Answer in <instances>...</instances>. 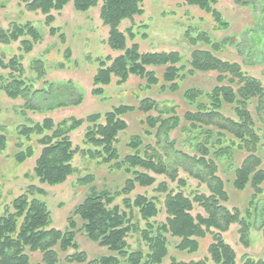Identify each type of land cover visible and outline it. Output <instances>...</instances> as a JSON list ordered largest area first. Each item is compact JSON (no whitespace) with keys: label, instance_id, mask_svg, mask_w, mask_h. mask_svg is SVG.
Returning <instances> with one entry per match:
<instances>
[{"label":"trees","instance_id":"1","mask_svg":"<svg viewBox=\"0 0 264 264\" xmlns=\"http://www.w3.org/2000/svg\"><path fill=\"white\" fill-rule=\"evenodd\" d=\"M179 1L210 14L218 29L229 30V24L214 8L217 0ZM253 1L234 0V3L238 7H248ZM21 2L28 11H39L46 16V25L50 27L55 22L53 11L62 12L73 3L77 12L86 13L97 7L100 0ZM143 3L144 0H102L100 19L109 28L107 44L121 55L100 61L93 80V94L102 96L104 88L110 86L114 78L121 86L130 76L144 81L143 89L147 92L158 87L160 93L176 94L188 78L207 73L216 74V85L210 91L186 89L182 99L187 109L182 115L177 106L162 110L159 102L145 97L138 106L122 105L104 116L93 114L86 119L64 120L59 124L46 118L32 127L20 126L12 158L22 164L35 157L32 137L38 138L36 143L42 149L33 174L42 185L54 187L65 183L75 173L72 162L78 152L101 160L111 172L124 173L128 178L115 191L103 189L90 193L70 214L64 231L52 228L51 212L47 204L37 198V195H45L44 190L30 186L3 211L0 209V264H163L169 256V237L179 240L176 246L179 251L196 254L200 249L199 241L208 235L213 240L208 257L189 262L171 258L169 264H237L236 252L226 243L223 234L232 225H238L240 243L245 248H250L254 230L261 231L264 236V207L256 204L244 213L230 210L225 182L218 176L219 161L233 160L237 152L245 153L244 160L234 171L233 186L239 192L251 188L254 199L263 193L264 169L259 152L264 147V86L244 72L239 63L220 58L226 47L233 46L231 37L215 41L207 32L191 28L184 36L190 48L186 58L179 52L141 53L137 44L128 47V39L133 40L134 34L131 30L128 35L122 32L120 25L125 20L142 16ZM56 34L57 30L50 28V35ZM41 40L31 23L12 24L6 30L0 25V44L8 46L20 42L24 54L31 53ZM22 61L23 55L9 61L0 58V69L8 72L6 78L0 77V94L11 100H23L24 109L28 111L40 110L47 99L50 102L48 110L82 104V97L77 94L75 98L71 85L60 89L48 84V88L35 90L24 79ZM32 69L39 80L46 77L43 62L35 61ZM135 112L146 116L143 134L130 138L127 145L130 153L122 156L117 146L118 138L128 130L126 117ZM85 124L88 125L85 141L92 149L80 151L73 148L70 135ZM175 131L183 142L189 143L193 155L177 148L178 141L171 137ZM7 146V130L1 127L0 155ZM181 169L206 185L209 195L186 196L181 190L186 187V181L179 177ZM157 176L177 183L180 188L175 192L162 182L156 189L165 194L164 223L154 221L160 214L157 199L144 195L134 200L130 198L137 188L155 186ZM93 181L92 176H86L78 183L85 186ZM121 197L122 207L116 204ZM195 206L201 208L205 216H194ZM135 210L141 220H136ZM260 220L261 226L257 227ZM141 221L146 223L145 229L140 227ZM80 233L100 248H107L110 254L90 260L77 243ZM132 233L141 236L147 252L131 250L128 237ZM243 264H264V260L246 256Z\"/></svg>","mask_w":264,"mask_h":264},{"label":"rangeland","instance_id":"2","mask_svg":"<svg viewBox=\"0 0 264 264\" xmlns=\"http://www.w3.org/2000/svg\"><path fill=\"white\" fill-rule=\"evenodd\" d=\"M101 6L102 0L97 7L86 13H80L74 9L73 3H70L62 12L53 11L51 13L55 22L48 27L45 22L46 16L39 11H28L21 0H0V25L5 30L9 29L12 24L31 23L42 37L41 42L36 44L29 54H24L21 51L20 42L8 46L0 44V58L9 61L13 57L23 55L24 79L32 84L35 90L48 88V84L60 89H63L64 85H71L75 90V98L78 94L83 99L79 106L54 110H48L50 102L47 99L42 102L40 110L28 111L24 109L23 100H11L5 94H0V128L4 127L7 130L8 137L7 149L0 155V209L3 211L14 199L24 194L30 186H36L45 192L44 196L37 195V198L47 204L51 212L52 228L61 231L67 228V220L75 207L81 204L90 193L103 189L115 191L124 185L128 176L121 172H111L108 166L100 162L101 160L92 159L78 152L72 162L75 173L65 183L54 187L42 185L33 174L36 159L42 149L36 143L38 138L32 137L36 151L35 157L22 164L15 162L12 158L15 152V138L20 126L32 127L43 122L46 118H51L56 124H59L64 120L86 119L93 114L104 116L122 105L138 106L139 101L145 97L159 102L162 110H169L177 106L179 114L182 115L187 109L182 99V94L186 89L198 88L210 91L216 85V74L207 73L188 78L182 84L181 91L176 94L160 93L158 87L147 92L143 89L144 81L136 76H130L128 82L121 86L114 78L111 85L104 88V95H94L93 80L100 68V61L109 56L115 59L121 55V53L113 52L107 44L109 28L104 26L100 19ZM214 8L221 14L223 21L229 24V30L218 29L219 27L210 14L197 7L188 6L179 0H144V14L132 20L123 21L120 30L127 35L129 30L132 31L134 39H128V47L137 44L141 53L179 52L183 58H186L190 52L184 36L191 28L207 32L215 41L231 37L233 46L226 47L220 58L239 63L244 72L259 80L264 86V0H254L248 7H238L234 0H217ZM50 28H55L57 34L51 36ZM62 36H64L63 39ZM37 60L43 62L46 72V77L42 80L38 79L32 69V64ZM7 75L8 72L0 69V77L6 78ZM145 118L146 116L140 112L126 117L128 130L120 134L117 143L122 156L130 153L127 147L130 138L143 134ZM87 128L88 125L85 124L71 133L74 149L80 151L92 149L85 141ZM171 137L178 141L177 148L179 150L189 155L194 154L189 143L183 142L177 131L173 132ZM151 143H154V139H151ZM259 155L264 169V147L260 149ZM245 156V153L237 152L233 160L218 162L220 167L218 176L225 182V190L230 198L227 207L230 210L238 209L243 213L247 209H253L256 204L261 208L264 207V185L262 186L263 193L255 199L251 188L239 192L233 186L234 171ZM191 168L198 171L196 167ZM86 176H92L94 181L90 185L79 184L78 182ZM179 177L186 181V187L181 188L186 196L209 195L206 185L192 178L183 169L179 171ZM156 179L155 186L137 188L130 198L134 200L136 196L144 195L150 199H157L160 214L154 221L164 223L166 221L163 206L165 194L157 192L156 189L162 182H166L169 188L175 192L180 188L177 183L170 182L164 177L157 176ZM122 200L123 197L118 198L116 204L122 207ZM134 213L136 220H141L137 210ZM197 214L205 216L204 211L195 206L193 215ZM257 223V227H260L262 221ZM79 225L81 224L79 223ZM140 227L145 229L146 223L141 221ZM238 229V225H232L228 232L223 234L226 243L236 252V263L243 264L246 256L255 260H264L262 232L254 230L251 235V246L245 248L240 243ZM169 242V256L163 261V264H169L171 258L184 262L204 259L208 257V248L213 240L210 235L200 240V249L196 254L179 251L176 248L178 239L169 237ZM77 243L81 250L87 253L90 260L110 254L107 248H100L97 244L89 241L83 233L77 236ZM128 243L133 251L147 252V246L139 234H130Z\"/></svg>","mask_w":264,"mask_h":264}]
</instances>
